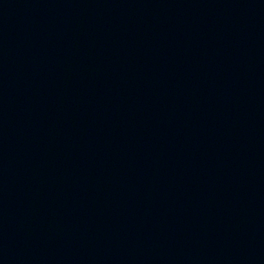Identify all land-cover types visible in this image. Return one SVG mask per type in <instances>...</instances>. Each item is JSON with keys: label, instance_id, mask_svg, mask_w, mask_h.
<instances>
[{"label": "water", "instance_id": "95a60500", "mask_svg": "<svg viewBox=\"0 0 264 264\" xmlns=\"http://www.w3.org/2000/svg\"><path fill=\"white\" fill-rule=\"evenodd\" d=\"M0 264H264V0H0Z\"/></svg>", "mask_w": 264, "mask_h": 264}]
</instances>
